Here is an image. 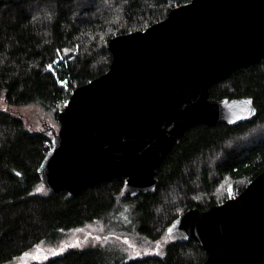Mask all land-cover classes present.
Instances as JSON below:
<instances>
[{
    "label": "trees",
    "instance_id": "trees-1",
    "mask_svg": "<svg viewBox=\"0 0 264 264\" xmlns=\"http://www.w3.org/2000/svg\"><path fill=\"white\" fill-rule=\"evenodd\" d=\"M190 1L0 0V264L24 261L38 248L46 258L33 264L205 262L194 240L174 244L166 229L189 209L205 211L237 196L264 172V60L210 89L213 100L251 99L256 117L187 131L156 171L152 192L126 196L124 179H113L75 197L51 194L37 174L73 90L108 71L109 40L143 31ZM21 108L37 113V126ZM125 210L126 225L115 217ZM96 222L122 238L134 224L135 235L161 244L129 259L107 252L103 243L45 252L67 232Z\"/></svg>",
    "mask_w": 264,
    "mask_h": 264
},
{
    "label": "water",
    "instance_id": "water-1",
    "mask_svg": "<svg viewBox=\"0 0 264 264\" xmlns=\"http://www.w3.org/2000/svg\"><path fill=\"white\" fill-rule=\"evenodd\" d=\"M107 49L108 71L74 89L57 115L37 170L51 194L75 197L113 179H124L126 196L152 192L187 131L252 121L251 99L213 100L210 89L264 60V0H191ZM166 234L174 244L194 240L203 264H264V172L220 205L187 210Z\"/></svg>",
    "mask_w": 264,
    "mask_h": 264
},
{
    "label": "rangeland",
    "instance_id": "rangeland-1",
    "mask_svg": "<svg viewBox=\"0 0 264 264\" xmlns=\"http://www.w3.org/2000/svg\"><path fill=\"white\" fill-rule=\"evenodd\" d=\"M19 113L26 118L27 120L31 121L32 125L35 127L38 125L37 121V113H34L33 110H30V108H21L18 109ZM233 198V197H232ZM121 219L123 223L126 225L128 221V213L127 211H123L119 215L115 216ZM104 223L96 222L89 225H86L83 228H79L73 231H69L66 234L63 235L62 239L60 240V245L56 246H46L45 252L52 253L57 248H68V246H88L98 243H103L107 245L106 251L111 253L112 255L118 254L119 256H122L126 259L132 258L135 256L134 253H139L141 255H149L152 254L154 251H156L159 247L154 246L152 241L145 240L139 235H135V227L134 224L132 227L129 228V236H126L125 238H122L120 236H115L111 233V231H107L103 225ZM133 229V230H132ZM132 230V231H131ZM95 237H100V240L95 239ZM125 241H128V243H125ZM159 246L161 242L158 243ZM157 244V245H158ZM67 245V246H65ZM109 247V248H108ZM39 255V258L36 259V257ZM46 258V255H44L43 252L38 250L32 251L31 254L28 257L24 256L23 260H16L13 264H33L38 263Z\"/></svg>",
    "mask_w": 264,
    "mask_h": 264
},
{
    "label": "snow or ice",
    "instance_id": "snow-or-ice-1",
    "mask_svg": "<svg viewBox=\"0 0 264 264\" xmlns=\"http://www.w3.org/2000/svg\"><path fill=\"white\" fill-rule=\"evenodd\" d=\"M48 69H49L50 71H54V66H53V64H49V65H48ZM62 83H65V82L62 81ZM243 103L246 104V105H251L252 101H251V100H246V101H244ZM242 111H246L247 114H248V116H250V115L254 114L255 109H253V108H251V107H248V108H246V109H242ZM236 118H237V119H246L247 116H240L239 114H236ZM18 174H19V173H18ZM40 190H41V189H37V191H40ZM168 231H169V233L171 234L172 229L169 228ZM95 239L100 240L101 238H100V237H95ZM125 243H128V241H125ZM157 246L159 247V244H158ZM62 250H63V249H61V251H62ZM39 251H40V249L38 248V252H39ZM54 254H59V253H54ZM29 255H30V253H25V254H24L25 257H28ZM137 255H139V253H137ZM34 258L38 259V258H39V255H37V256L34 257Z\"/></svg>",
    "mask_w": 264,
    "mask_h": 264
}]
</instances>
